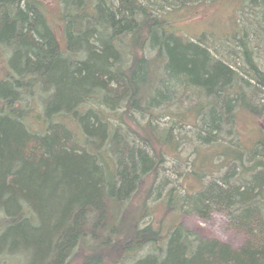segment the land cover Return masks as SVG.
I'll return each mask as SVG.
<instances>
[{"label":"trees","instance_id":"obj_1","mask_svg":"<svg viewBox=\"0 0 264 264\" xmlns=\"http://www.w3.org/2000/svg\"><path fill=\"white\" fill-rule=\"evenodd\" d=\"M53 1L0 0V260L264 264V0ZM219 5L233 66L182 25Z\"/></svg>","mask_w":264,"mask_h":264},{"label":"rangeland","instance_id":"obj_2","mask_svg":"<svg viewBox=\"0 0 264 264\" xmlns=\"http://www.w3.org/2000/svg\"><path fill=\"white\" fill-rule=\"evenodd\" d=\"M53 2L56 3V0ZM200 11L198 13H194V15L190 18L183 20L182 25L186 35L191 38H196L203 33L205 43L210 48L215 49H211L212 54L221 60H227L228 64L233 66V64H235L234 57L237 56V54L226 52L223 48H221V40H219V38L223 39L225 36H228L232 30V24L230 21L231 9L228 6L219 5V8H205ZM251 13L252 12H250L249 9L243 16H240V23L248 26L249 19L247 18L252 16ZM248 124L249 123L246 122H240L239 129L245 132L252 125ZM164 174L166 177L163 178L167 180L168 186L178 187L179 184L186 182V177H179L173 170H169ZM159 210L160 207L157 208V217L160 215ZM170 217L171 215H168L166 219H171ZM180 223L183 227L191 230L192 232H197L206 238L219 240L233 249L239 248L243 244V240L240 235L228 230L226 218L219 213L210 214L208 220H201L195 213L184 209V212L182 211L180 214ZM5 263L12 264L10 261H5ZM0 264H4V262L0 260Z\"/></svg>","mask_w":264,"mask_h":264}]
</instances>
